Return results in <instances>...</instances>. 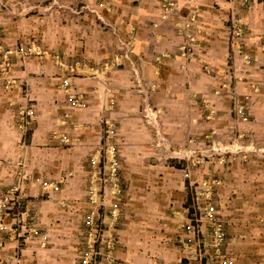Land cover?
<instances>
[{
  "label": "crops",
  "instance_id": "1",
  "mask_svg": "<svg viewBox=\"0 0 264 264\" xmlns=\"http://www.w3.org/2000/svg\"><path fill=\"white\" fill-rule=\"evenodd\" d=\"M102 3L98 7V0H31L12 7L0 20L4 45L26 44L31 39L40 44L23 62L16 54H9L6 67L0 71V186L18 184L33 196L42 192L40 180L55 181L60 191L53 192L54 196L70 203L63 215L81 216L83 211L71 212L70 208L92 207L86 194L89 178L95 173L90 170L88 156H99L101 117L109 123H113L112 117L123 122L128 114L141 120L144 111L140 106L149 105L151 120L158 123L183 118L189 121L188 134L201 135L206 129L202 131L196 122L202 117V105L211 101L208 93L213 88L219 92L229 89L240 102L252 105L251 118L241 123L245 125L242 129L249 130L253 138L249 150L257 154L264 151L263 0H172L167 11L161 0ZM27 5L38 6V10L21 13ZM63 6L74 11H62ZM238 19L237 31L232 26ZM187 45L193 46L191 53L183 50ZM2 58L0 55V61ZM63 79L74 86L86 108L68 105ZM98 87H105L109 95L103 107L107 109L101 114ZM19 88L29 91L35 101H27ZM239 92L246 97L237 95ZM111 101L115 106L109 105ZM217 103L215 121L220 117L223 126L231 100L221 97ZM32 105L34 115L25 125L20 108L30 112ZM122 125L121 158H130L127 151H156L144 136L146 129L140 121V144L129 145L132 135ZM154 125L148 127L152 135ZM158 129L166 139L171 134L169 123L158 125ZM232 157L231 165L238 167H232L237 168L227 176L242 178L237 170L242 157ZM147 160L159 172V161ZM255 160L254 155L252 166H264L263 158ZM129 163L137 169L143 162ZM249 163L247 167H251ZM167 168L161 171L167 174L158 176L154 169L146 177L136 170L128 171L121 159L119 184L122 187L131 180V193H122L118 199L115 188L96 186L98 192L104 191V200L120 206L112 228L120 239L115 253L121 264H200L185 257L174 241L189 215L181 205L179 175L174 167V171ZM253 178L263 180L264 173L256 172ZM159 179L174 186L168 196L158 189L162 184ZM6 191H0L1 195ZM251 196L261 197L257 193ZM248 199L237 197L228 202L234 242L229 249L236 264H264V201L262 197V202L254 204ZM171 204L173 209H168ZM6 233L0 231V262L13 257L10 246L14 242ZM42 261L62 264L65 260L59 255Z\"/></svg>",
  "mask_w": 264,
  "mask_h": 264
},
{
  "label": "rangeland",
  "instance_id": "2",
  "mask_svg": "<svg viewBox=\"0 0 264 264\" xmlns=\"http://www.w3.org/2000/svg\"><path fill=\"white\" fill-rule=\"evenodd\" d=\"M29 1L31 0H0V20H2V17L6 15L12 7L17 5L24 6L27 2L29 3ZM43 1L53 2L54 0ZM37 4L38 3H36V5ZM84 4L85 3H83V5ZM31 6L33 5H27L26 7L29 8L20 10V12L27 13L30 12V9L31 11L38 10V6ZM60 8L62 11H74L70 7L63 6ZM3 28L4 27L0 22V40L4 35ZM26 42L28 43L4 45L5 43L0 41V55L3 57L0 61V71L3 72V68L6 67L8 63L7 59L9 54L4 53L5 49L11 50L14 48L25 47V49L28 50L26 58L30 53L33 54L35 51L37 52L39 50V41L31 39ZM12 53L16 54L13 51L10 54ZM18 60L22 62L24 61L20 58ZM67 67L70 69L69 66ZM2 72H0V76H2ZM50 75L54 76V74ZM72 88H74V86L72 87L71 84L70 88L66 89L63 87L68 105L76 106L72 105L69 101V97H71L69 95L70 93H73L78 98L77 92ZM98 88L100 90L96 93V98L99 102V113L101 114L103 109H107L103 107L107 106L109 95H107L105 87H103V89L101 87ZM19 89L21 90V88ZM21 92H25L24 95L27 98V101H35V99L31 97L29 91L21 90L20 93ZM139 92L142 93L143 90H140ZM208 94L211 96V101L202 105V117L196 122L199 123L202 131L203 129H206V133L204 132L201 135H198L197 132L195 134H188L186 129L189 121L184 120L183 118H174L172 120L164 119L162 122L158 123L156 120H151L149 112H152V109L149 105H142V108L140 106V111H144L141 120L140 118L139 120L132 119L130 114H128V116H130L128 119V116H124L125 120H123V122L115 117H112L111 119L117 128L116 140L118 143V150L119 146L124 143L123 140H121V137L123 139L122 124L130 130L132 135L131 141L128 142L129 145L140 144L142 134H139L137 130L140 128L138 127L139 121L140 124H143V128L146 129L144 130V136H146L148 143L154 144V149H156L154 152L139 150L132 154L130 151H127L126 154L130 157L127 160L128 165L125 164L127 162L125 161V157L121 155L123 164L128 171L135 172L136 170L139 174L141 173L148 177V175H151V172L156 168V166L147 163V159H149L159 161L160 167H157L159 172L155 169V173H157L158 176L167 174V172H161L162 168L163 170L168 171L169 168L167 167H174L175 169L172 168L171 170H175L179 175L181 180L179 185L181 186L180 189L183 194L181 205L184 206L189 215L185 218V223L178 231L174 240L182 254L185 257H188V259L197 260L200 264H205L204 262L206 261V258L201 260L198 256L196 257L197 254L199 255L198 251L202 248L204 243H206L210 252L213 251V248L211 247V225L208 222H201L200 220L197 222L199 225L197 227V229H199L197 234H193V232L190 233L186 229L189 217L193 218L196 216L193 213L192 205L193 198L198 195L201 198L200 201H209L216 206L215 208L218 211L217 217L224 224L226 232V243L223 246V251H226L229 254L232 264H236V258L229 249V244L232 245L234 242L230 235L232 223H230L231 217L229 216V208L227 206L229 205V201L233 198L236 199L237 197L238 199L241 197H250L251 199H248L247 202H253L254 204H258L260 201L262 202V200L264 201V178H262L263 180L253 178V174L256 172L257 174L264 173V166L261 167L258 165L254 167L251 165L253 163L254 155L256 156L255 161H257V157L259 159H264V151L257 154L254 150H249L248 146L252 144L253 138L250 136L249 130L242 129L245 125L241 123L244 122V120L247 121L248 118H251L252 105L240 102V99L236 98V93L229 89L219 92L218 88H213ZM237 95L246 97V93L239 92ZM221 97L231 100V106L229 107V110H227L229 111L228 118L223 122V126L221 125L222 122L219 121L220 117L215 121V112L216 110L218 112L216 105L219 104L217 102ZM113 103L114 102L111 101L109 105L115 106ZM19 105L21 106V104ZM34 108L35 105H32L30 112L20 108L19 114L25 125H29L26 121L32 119ZM152 121L155 124L154 135H152L153 131L148 128L152 126ZM105 123L106 119L101 117L100 126L98 127V136H100V139L102 137V127H104ZM167 123H169L171 134L168 135L166 139L161 135L160 132L162 131L158 129V125H166ZM217 127L221 128V130ZM153 141L154 143H152ZM234 155L242 157V162L239 163L240 168L237 169L240 172V176L243 175L242 178L239 177L238 179H235L227 176V173H230L238 167L234 164V166L236 165L237 167L232 168L234 167L231 165L232 159H234L232 156ZM89 157L90 156H88V158ZM129 162H136L137 164L138 162L143 163L138 165L137 169H133L131 165H129ZM248 163L251 167H247ZM162 180V184L159 185L158 189L164 191V195L168 196L174 186L167 181L164 182ZM43 181L46 180H40L42 192L40 194H34L33 196L22 191V186L18 184L8 183L0 186V189H2L0 191L2 192L7 189V191H9V188L12 187L17 188L26 197L25 199H27L28 205L25 210L18 206L16 207V210L10 209L7 212L8 214L4 217L5 221H7L5 222L6 229L4 231H7L6 236L10 237L14 242L13 246H10L13 257L11 259L7 258V260L5 258L0 264H43V259L48 257L55 258L59 255L64 257L65 261L62 264H121L115 253L120 239L118 238L117 232L113 231L112 228L118 216L117 210L120 208L119 204L117 202H107L104 200V191H99L96 195V197H98L97 201L95 204H91V208L83 210L81 206H78L80 208L71 206V212H73V210L76 212L81 210V212L83 211V215L78 216L74 214L64 216L63 213L68 212V205L70 203L54 196L53 192L60 189L59 184L55 181H51L50 183L48 182V186H43ZM130 182L131 180H128V183L122 186L123 190L119 193V196L117 197L118 199L121 197L122 193H124V196H127L128 192L129 194L131 193ZM7 191L4 194H7ZM251 193H257L261 196L260 200L256 199V196H251ZM0 197H3L1 193ZM262 197L263 199L261 200ZM7 200V205L13 206L10 203L9 198H7ZM76 201L80 202V198L76 199ZM170 206L171 208L168 207V209H173L174 206L172 204ZM91 210H97L98 213L95 211V213L92 214L90 213ZM22 212L23 214L25 212V214L23 215ZM198 216L199 215L196 217L199 218ZM242 218L244 220L245 217ZM35 230H38L39 233L46 234V240L43 241L35 235ZM66 239L70 241L67 242L68 245L65 244Z\"/></svg>",
  "mask_w": 264,
  "mask_h": 264
},
{
  "label": "built area",
  "instance_id": "3",
  "mask_svg": "<svg viewBox=\"0 0 264 264\" xmlns=\"http://www.w3.org/2000/svg\"><path fill=\"white\" fill-rule=\"evenodd\" d=\"M162 3L164 10L167 11L168 8L172 5V0H162ZM101 6H103L102 0H98V7ZM239 23V19L233 22L232 29L236 28L238 31ZM191 34L193 33L191 32ZM183 50L186 53H191L193 50V46H184ZM12 51L15 52L21 60H24L28 54V50L25 49V47L14 48L11 50L5 49L4 53L10 54ZM62 85L66 89L70 88L69 80L63 79ZM69 95L71 96L69 97V101L72 105H79L82 108H86L88 106L85 101H80L79 98H77L73 93H70ZM102 130V137L100 139L99 146V156L95 157L94 155H92L89 159L90 170L91 172L95 173V176L93 178L90 177L88 181L89 183L86 198L90 204H95V202L97 201L96 195L98 193V190L96 186H99V184H103V186L105 185V189L115 188V191H117L118 194L122 192V187L119 184L121 179V157L119 155L118 143L116 140L117 128L115 124L106 121L104 127H102ZM48 185V181H43V186ZM7 198H9L10 203L14 207L7 205ZM25 198L26 197L17 188L14 187L9 188L7 194H4L3 197H0V231H4L6 229L4 217L6 214H8L7 212L10 209L16 210L17 206L23 208L24 210L27 208V199ZM200 199V196H195V198H193L192 205V210L194 211L193 213L196 216L199 215V218H197L196 216L193 218L189 217L186 229L190 233L193 232V234H197L199 230L197 229V227L199 226L197 222L199 220L201 222H208L211 225V247L213 248V251L210 252L206 246V243H204L202 245V248H200V250L198 251L199 255L197 254L196 257L198 256L201 260L203 258H206V261L204 262L205 264H232L229 254L226 251H223V246L226 243V232L224 224L217 217L218 211L215 208L216 206L212 202L200 201ZM95 211L97 210H91L90 213L94 214ZM34 234L41 238V240L43 241H45L47 238L46 234L39 233L38 230H35Z\"/></svg>",
  "mask_w": 264,
  "mask_h": 264
}]
</instances>
